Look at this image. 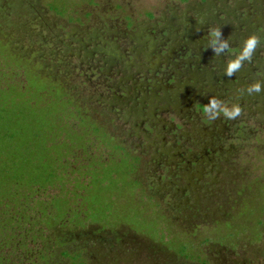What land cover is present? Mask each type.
Here are the masks:
<instances>
[{
	"label": "flooded vegetation",
	"instance_id": "obj_1",
	"mask_svg": "<svg viewBox=\"0 0 264 264\" xmlns=\"http://www.w3.org/2000/svg\"><path fill=\"white\" fill-rule=\"evenodd\" d=\"M89 1L91 5L93 0ZM170 2L162 16L155 10L130 12L117 5L101 15L99 24L86 22L77 11L59 13L66 22L60 26L64 39L55 41L58 56L75 59L64 64H71L90 86L106 87L99 104L109 106L126 130L112 133L84 111L55 77V91L71 99L74 116L67 122L80 134L54 136L52 145L64 149L63 173H85V181L67 198L60 197V185H53L22 189L2 201L0 223L14 229L9 230L10 240L20 233L18 248L37 243L42 235L28 263L49 264L55 252L54 233L64 230L79 231L59 243L63 248L58 251L74 264H95L98 252L105 262L115 254V264H249L240 258L239 250L245 246L234 231L220 230L232 227L243 211L233 217H210L199 210L225 200L220 185L230 178L224 171L231 164L225 134L231 124L245 125L246 115L259 112L264 120V91H248L255 81H264V0ZM210 26L222 28L231 53L214 55ZM251 34L260 37L252 59L227 76L228 60ZM5 43L11 49L10 42ZM12 52L48 75L40 60ZM19 74L24 75L21 70ZM213 97L229 106L238 103L240 114L232 119L221 113L212 119L211 113L197 109V104H207ZM261 161L264 164V156ZM49 189L57 192L42 194ZM53 195L55 204H50ZM261 199L260 208L253 207L264 212ZM167 206L183 208L179 214L190 224L188 231L170 230V216L158 209ZM159 244L162 247L157 248Z\"/></svg>",
	"mask_w": 264,
	"mask_h": 264
},
{
	"label": "rangeland",
	"instance_id": "obj_2",
	"mask_svg": "<svg viewBox=\"0 0 264 264\" xmlns=\"http://www.w3.org/2000/svg\"><path fill=\"white\" fill-rule=\"evenodd\" d=\"M0 2L4 3L0 5V37L10 42L11 49L20 55L40 60L42 66L46 68V73L52 79L55 80L57 77L64 83L68 87L69 94L75 98L78 104L82 105L84 111L87 110L93 118L115 135L123 134L126 127L121 118H115L116 115L114 117L108 111L109 106L105 107L99 104L101 95L108 92L106 87L90 86L85 82L84 76H81L80 72L71 64H64L69 61L74 63L75 59L72 61L68 59V56L61 54V57L58 56L60 51L58 52L56 49L55 41L64 39L65 31L60 26L66 22V19H63L59 13L65 12L66 15L72 14L70 11H77L78 14L83 15L86 22L99 24L101 15L117 5L130 12L155 10L157 16H162V12L169 11L167 5L171 4L170 0H93L91 5L88 4L89 0H0ZM49 5H57L59 8L55 7L54 10ZM63 8H68V10L65 11ZM86 12H92L93 16L85 18ZM145 14L148 17L152 16L146 11ZM124 19L131 24L132 20L128 15ZM76 29H80V26L77 25ZM60 58H62V62H60ZM112 76L115 79V76ZM16 80L25 82L24 75L18 73ZM52 94L55 95V91ZM257 97H259L258 94ZM259 117L260 112L254 116L246 115L245 125L231 124L225 133L229 137L228 144L231 147L227 154L231 163L230 168L224 171L230 175L231 179L225 178L224 183L220 185L224 190L222 197L223 200L225 197V200L209 209L205 207L199 210L200 215L210 217L212 215L233 217L243 211L234 224L231 223L232 227L224 226L220 230L234 231L239 244L245 246V250H242V247L240 250L238 249L240 258H245L249 264H264V218L261 221V214L264 212L258 210L260 198H262L264 206V194H262L264 192V189L262 190V187L264 188V164L261 161L264 156V120ZM227 167L226 165L225 168ZM54 192L56 193L57 190L49 189L42 194L52 195ZM245 200H248L247 206H245L247 203ZM253 205H258V209ZM158 209L170 216V230L188 231L190 229V224L184 223L183 215L179 214L183 208L167 206ZM78 232L66 233L63 230L54 233L55 252L52 254V261L49 264H74L73 259L62 256L58 250L63 248L59 246V243L74 238ZM14 234L17 239L10 240V243L1 250L2 256L5 257L3 264H30L27 259L34 257L32 252L37 250L38 245L42 242V235L37 236V243L31 242L30 245L22 246L20 249L18 248L21 240L20 233ZM160 246L162 247L161 244L157 245V248ZM93 249L97 251L96 247ZM27 251L31 254H27ZM94 255L95 264L118 262L115 254H112V258L108 262L103 259L104 254L98 252Z\"/></svg>",
	"mask_w": 264,
	"mask_h": 264
},
{
	"label": "trees",
	"instance_id": "obj_3",
	"mask_svg": "<svg viewBox=\"0 0 264 264\" xmlns=\"http://www.w3.org/2000/svg\"><path fill=\"white\" fill-rule=\"evenodd\" d=\"M20 70L25 82L16 80ZM54 91L52 77L34 69L30 61L13 53L0 39V205L22 189L60 185V197L67 198L84 184L85 173H69L66 177L64 149L52 145L54 136L80 134L67 122L74 116L71 99L64 92L55 91L54 95ZM105 176L109 177V171ZM49 203L55 204V195ZM10 238L11 233L2 221L0 263L5 259L1 250Z\"/></svg>",
	"mask_w": 264,
	"mask_h": 264
},
{
	"label": "clouds",
	"instance_id": "obj_4",
	"mask_svg": "<svg viewBox=\"0 0 264 264\" xmlns=\"http://www.w3.org/2000/svg\"><path fill=\"white\" fill-rule=\"evenodd\" d=\"M208 36L210 38L209 47L214 50V55L219 56L233 51L228 40L223 38L221 27L210 26ZM259 43L260 37L257 34L249 35L244 41L242 48L236 50L234 58L228 60L225 74L229 77L233 76L243 66L245 61L251 60ZM248 91L249 93L264 91V81H255L249 86ZM197 109L204 114L211 113L212 119H215L221 113L228 118L234 119L241 112V106L238 103H233L229 106L228 103L214 97L210 98L207 104H197Z\"/></svg>",
	"mask_w": 264,
	"mask_h": 264
}]
</instances>
